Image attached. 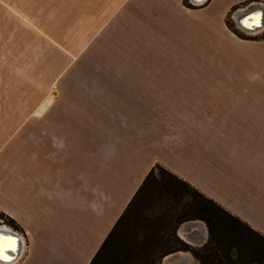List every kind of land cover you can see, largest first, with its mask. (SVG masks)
I'll return each mask as SVG.
<instances>
[{
    "label": "crops",
    "instance_id": "obj_1",
    "mask_svg": "<svg viewBox=\"0 0 264 264\" xmlns=\"http://www.w3.org/2000/svg\"><path fill=\"white\" fill-rule=\"evenodd\" d=\"M256 6L0 0V79L17 26L59 59L47 77L35 57L45 87H0V249L18 252L0 264H89L155 165L264 235V36L240 33Z\"/></svg>",
    "mask_w": 264,
    "mask_h": 264
},
{
    "label": "trees",
    "instance_id": "obj_2",
    "mask_svg": "<svg viewBox=\"0 0 264 264\" xmlns=\"http://www.w3.org/2000/svg\"><path fill=\"white\" fill-rule=\"evenodd\" d=\"M194 219L202 220L208 231L198 247L177 235L182 222ZM183 250L200 264H264V235L155 165L89 264H161L168 253Z\"/></svg>",
    "mask_w": 264,
    "mask_h": 264
},
{
    "label": "rangeland",
    "instance_id": "obj_3",
    "mask_svg": "<svg viewBox=\"0 0 264 264\" xmlns=\"http://www.w3.org/2000/svg\"><path fill=\"white\" fill-rule=\"evenodd\" d=\"M232 15H233V13H232ZM227 21L230 24V26L233 25V22H231L230 15L227 16ZM22 29H24V28H22V26H17V33H16L17 47L15 48V62H16L15 63V74L12 75L11 69H10V75H9L10 80H8L6 78L0 79V87L7 86V83H8L10 87L14 86L16 88L17 93H18V89L19 90L26 89L28 91L33 90L35 88L39 89L41 87H45L47 82H50L46 79H43L45 77L43 73L41 75L35 73V71H39L40 70L39 68L42 66V65L38 64L37 62H35V61H38V59H39V58H35V57H39L40 54H42V56H44V57L45 56L48 57V59L46 60V63H45V67L43 69L44 72L47 73L46 74L47 77H50L54 74L53 73V72H55V69H54L55 64L54 63L59 61L58 58H55V54L52 52L53 50H51L49 48L40 49V48L31 47V45L33 44L32 42H30V40H32V38L30 37L31 35L29 34V36H26L27 34ZM263 32H264V30L260 31L258 33H252V34H246L244 32H240V33L244 34V35H242L243 37H246L245 35H247L249 37H256V35L257 36H260V34L262 35ZM256 38H259V37H256ZM26 39L29 40V41H27L28 47H23L22 46L24 43L23 41ZM69 50L73 51L74 49H69ZM0 69H1V74L3 76L4 74L2 72L3 71L6 72L7 69L4 70L2 68V66H0ZM21 93H24V92H21ZM30 98H32V96ZM16 99H17V104H19V103H23L24 101L27 102L28 97H25L24 94H17ZM230 130L231 129H229V131ZM157 171H158V169L156 168V172ZM188 225H191V224H188ZM196 244L197 243L196 242L194 243V241H193V244H190V245L192 247H198V245H196ZM196 261H197V264H200L198 260H196ZM162 264H163V262H162Z\"/></svg>",
    "mask_w": 264,
    "mask_h": 264
},
{
    "label": "bare ground",
    "instance_id": "obj_4",
    "mask_svg": "<svg viewBox=\"0 0 264 264\" xmlns=\"http://www.w3.org/2000/svg\"><path fill=\"white\" fill-rule=\"evenodd\" d=\"M197 229L202 230V232L205 233L203 224L201 222H195L191 223V225L185 224L180 227L178 234L180 235L181 239L186 240L190 244H193L194 240L192 239L195 238L194 234L196 235ZM199 235V237H202L201 234ZM163 264H197V262L187 251H178V253L167 255L165 261L163 260Z\"/></svg>",
    "mask_w": 264,
    "mask_h": 264
},
{
    "label": "water",
    "instance_id": "obj_5",
    "mask_svg": "<svg viewBox=\"0 0 264 264\" xmlns=\"http://www.w3.org/2000/svg\"><path fill=\"white\" fill-rule=\"evenodd\" d=\"M243 10V9H242ZM254 10V11H253ZM246 12H254V13H256V14H259L260 15V17H261V20H260V24H261V26L260 27H251V28H248V31L249 32H256V31H260V30H262V29H264V12H263V10H262V8L261 7H259V6H256V7H246L240 14H243L242 16H243V18L247 15V14H249V13H246ZM237 23H238V20H237ZM241 25H243V24H241ZM183 251H186V250H183ZM175 252V251H174ZM172 253V252H171ZM188 253H190V252H188ZM169 254V253H168ZM18 257V252L16 253V255L14 256V258H12L10 261H13V260H15L16 258ZM162 261H163V258H162ZM161 261V262H162Z\"/></svg>",
    "mask_w": 264,
    "mask_h": 264
},
{
    "label": "snow or ice",
    "instance_id": "obj_6",
    "mask_svg": "<svg viewBox=\"0 0 264 264\" xmlns=\"http://www.w3.org/2000/svg\"><path fill=\"white\" fill-rule=\"evenodd\" d=\"M249 20L254 21L255 23L254 24L253 23H249ZM249 20L242 21V23H243V25L245 27L251 28V27H260L261 26V24H260L261 17H260L259 14H255V15L249 17ZM14 245H15V241L13 240L8 245V247H10L12 251H15L16 249H15V246ZM10 259L11 258L8 255H5L3 253V249H0V260L8 261Z\"/></svg>",
    "mask_w": 264,
    "mask_h": 264
},
{
    "label": "built area",
    "instance_id": "obj_7",
    "mask_svg": "<svg viewBox=\"0 0 264 264\" xmlns=\"http://www.w3.org/2000/svg\"><path fill=\"white\" fill-rule=\"evenodd\" d=\"M259 31H256V32H249L247 31V34H252V33H258Z\"/></svg>",
    "mask_w": 264,
    "mask_h": 264
},
{
    "label": "flooded vegetation",
    "instance_id": "obj_8",
    "mask_svg": "<svg viewBox=\"0 0 264 264\" xmlns=\"http://www.w3.org/2000/svg\"><path fill=\"white\" fill-rule=\"evenodd\" d=\"M189 243V242H188Z\"/></svg>",
    "mask_w": 264,
    "mask_h": 264
}]
</instances>
